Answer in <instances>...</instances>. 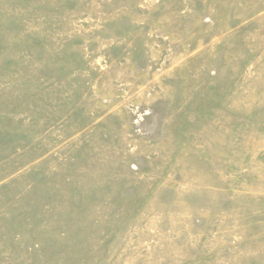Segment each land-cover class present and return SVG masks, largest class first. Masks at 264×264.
<instances>
[{
	"label": "rangeland",
	"instance_id": "1",
	"mask_svg": "<svg viewBox=\"0 0 264 264\" xmlns=\"http://www.w3.org/2000/svg\"><path fill=\"white\" fill-rule=\"evenodd\" d=\"M0 264H264V0H0Z\"/></svg>",
	"mask_w": 264,
	"mask_h": 264
}]
</instances>
